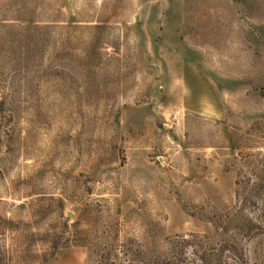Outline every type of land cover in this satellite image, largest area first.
<instances>
[{
    "label": "rangeland",
    "instance_id": "rangeland-1",
    "mask_svg": "<svg viewBox=\"0 0 264 264\" xmlns=\"http://www.w3.org/2000/svg\"><path fill=\"white\" fill-rule=\"evenodd\" d=\"M203 250L264 264V0H0V264Z\"/></svg>",
    "mask_w": 264,
    "mask_h": 264
},
{
    "label": "trees",
    "instance_id": "trees-1",
    "mask_svg": "<svg viewBox=\"0 0 264 264\" xmlns=\"http://www.w3.org/2000/svg\"><path fill=\"white\" fill-rule=\"evenodd\" d=\"M225 249L232 250L234 254L239 256L240 258L242 255H240V252H238L237 247H227ZM199 264H223V261L221 260V255L218 258V254H212L208 250H203L201 254L199 255ZM186 257L184 256L183 259H179L175 256H158L156 259H144L142 260L141 264H181L183 261H185Z\"/></svg>",
    "mask_w": 264,
    "mask_h": 264
}]
</instances>
